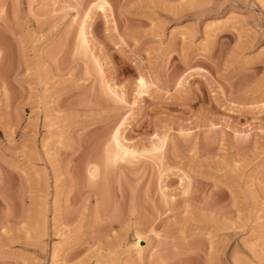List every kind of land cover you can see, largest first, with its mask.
<instances>
[{"label": "rangeland", "instance_id": "374dc122", "mask_svg": "<svg viewBox=\"0 0 264 264\" xmlns=\"http://www.w3.org/2000/svg\"><path fill=\"white\" fill-rule=\"evenodd\" d=\"M0 264H264V0H0Z\"/></svg>", "mask_w": 264, "mask_h": 264}, {"label": "bare ground", "instance_id": "6f19581e", "mask_svg": "<svg viewBox=\"0 0 264 264\" xmlns=\"http://www.w3.org/2000/svg\"><path fill=\"white\" fill-rule=\"evenodd\" d=\"M100 6H101V5H100ZM102 7H103V6H101V9H102ZM99 8H100V7H99ZM137 244H138V243L136 242V244H135V245H137Z\"/></svg>", "mask_w": 264, "mask_h": 264}, {"label": "snow or ice", "instance_id": "6c2138e0", "mask_svg": "<svg viewBox=\"0 0 264 264\" xmlns=\"http://www.w3.org/2000/svg\"><path fill=\"white\" fill-rule=\"evenodd\" d=\"M141 83H143V81H141Z\"/></svg>", "mask_w": 264, "mask_h": 264}]
</instances>
